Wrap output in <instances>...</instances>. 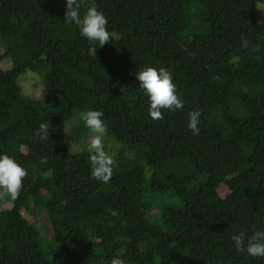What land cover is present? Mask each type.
I'll return each instance as SVG.
<instances>
[{
	"label": "trees",
	"instance_id": "1",
	"mask_svg": "<svg viewBox=\"0 0 264 264\" xmlns=\"http://www.w3.org/2000/svg\"><path fill=\"white\" fill-rule=\"evenodd\" d=\"M93 4L108 20L104 46L65 22V0H0V48L23 45L29 56L6 68L0 50V154L27 172L16 198L9 195L11 208L0 201V264H264L231 240L242 233L246 246L264 231V0L74 7L83 15ZM146 66L171 72L182 110L149 118L135 80ZM27 73L40 77L44 98L22 94ZM88 110L103 114L104 134L122 145L107 183L90 179L89 151L72 153L66 143V125ZM194 110L199 135L187 127ZM42 123L50 125L47 140L36 136ZM89 135L79 120L73 139ZM147 167L149 191L172 202L145 198ZM48 172L64 199H47ZM189 195L207 219L187 213ZM30 201L45 212L53 240L25 217Z\"/></svg>",
	"mask_w": 264,
	"mask_h": 264
},
{
	"label": "clouds",
	"instance_id": "2",
	"mask_svg": "<svg viewBox=\"0 0 264 264\" xmlns=\"http://www.w3.org/2000/svg\"><path fill=\"white\" fill-rule=\"evenodd\" d=\"M65 22L75 25L81 38L89 43L104 46L109 43L110 33L107 29L108 20L105 15L98 11L95 4L90 6L83 15L74 7L75 0H65ZM248 47L247 41L242 42ZM259 46L253 51H259ZM135 80L138 81L137 89L143 97H146L148 116L152 120L162 118V110L180 111L184 108L183 101L176 94V86L173 83L171 72L166 68L156 69L146 66L135 72ZM103 114L99 111L88 110L80 114L79 120L89 130L86 147L90 153V179L107 183L112 175L113 158L104 149L102 135L106 132V125L102 119ZM200 112L194 110L188 113L187 127L193 135H199ZM50 125L42 123L36 136L40 140L49 139ZM27 175L12 157L0 154V189L6 191L13 199L21 188L22 180ZM233 245L237 251L246 253L247 256L256 258L264 257V231H256L248 238L245 246L244 235L234 234L231 236ZM111 264H124L119 258L111 260Z\"/></svg>",
	"mask_w": 264,
	"mask_h": 264
},
{
	"label": "rangeland",
	"instance_id": "3",
	"mask_svg": "<svg viewBox=\"0 0 264 264\" xmlns=\"http://www.w3.org/2000/svg\"><path fill=\"white\" fill-rule=\"evenodd\" d=\"M258 16L261 21H264V5H260L258 7ZM0 50L1 53H3L6 57L4 61V66L6 68L21 66L29 63L28 52L25 46L23 45L13 50L2 46ZM19 85L22 89V94L26 97H28L27 95H29L42 99L49 93V91L46 90V88L44 87L40 77L36 73H27L25 76L23 75L20 78ZM11 108L14 109L13 106ZM80 114H81L80 112H76L74 118L66 125V143L68 145L69 150L72 153H76V154L88 151L86 147V140L88 139L89 136L84 137L79 141H75L72 137V130L79 121ZM101 135H102V142L105 151L110 156H112L113 163H116L117 156L121 150L122 145L118 143L115 139L108 137L104 133ZM150 174H151L150 168L148 167L145 168V181H146L144 185L146 189L145 198L147 200H156L158 202H162L165 204L172 202L173 200L169 195L166 197H162L157 194H152L149 191V185L147 181L150 178ZM44 176L50 188V192L47 196V199L50 201L56 199H64L63 192L55 188L53 184L52 174L48 172ZM225 194L226 191L222 187L221 188L222 197H225ZM185 200L187 202V213L190 216H194L200 219H207L209 217L208 209L195 196L189 195L185 198ZM0 201L3 210H7L11 208L12 203L9 200V194L4 190L1 191ZM24 215L33 226L39 229L42 239L53 240L54 231L49 219L47 218L45 212L38 211L35 208L33 201H30V206L27 210L24 211ZM159 215H160L159 211H154L151 214V217L156 218ZM18 259L21 258L18 256Z\"/></svg>",
	"mask_w": 264,
	"mask_h": 264
}]
</instances>
